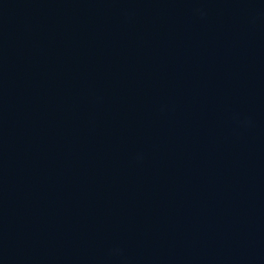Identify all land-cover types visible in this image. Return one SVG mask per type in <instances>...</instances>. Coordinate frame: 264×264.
I'll use <instances>...</instances> for the list:
<instances>
[{
  "label": "water",
  "instance_id": "95a60500",
  "mask_svg": "<svg viewBox=\"0 0 264 264\" xmlns=\"http://www.w3.org/2000/svg\"><path fill=\"white\" fill-rule=\"evenodd\" d=\"M0 264H264V0H0Z\"/></svg>",
  "mask_w": 264,
  "mask_h": 264
}]
</instances>
